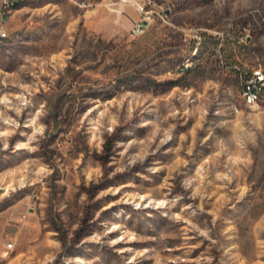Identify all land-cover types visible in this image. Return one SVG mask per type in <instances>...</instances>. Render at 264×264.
I'll use <instances>...</instances> for the list:
<instances>
[{"label":"rangeland","instance_id":"1","mask_svg":"<svg viewBox=\"0 0 264 264\" xmlns=\"http://www.w3.org/2000/svg\"><path fill=\"white\" fill-rule=\"evenodd\" d=\"M8 17L0 264H264V97L240 83L264 73V0Z\"/></svg>","mask_w":264,"mask_h":264},{"label":"built area","instance_id":"2","mask_svg":"<svg viewBox=\"0 0 264 264\" xmlns=\"http://www.w3.org/2000/svg\"><path fill=\"white\" fill-rule=\"evenodd\" d=\"M26 0H0V40L1 33H9L7 28L8 13L4 12V4H12L13 9L17 10L18 6L23 4ZM145 9V7H140ZM140 31V25H137L134 29V33L137 34ZM240 83L242 88V97L247 106L251 107V102H260L264 97V90H259V83H264L258 74V71L254 69L249 73H240Z\"/></svg>","mask_w":264,"mask_h":264},{"label":"bare ground","instance_id":"3","mask_svg":"<svg viewBox=\"0 0 264 264\" xmlns=\"http://www.w3.org/2000/svg\"><path fill=\"white\" fill-rule=\"evenodd\" d=\"M13 7L12 4H4V12L8 13L9 9ZM10 36L9 33H1V39H6ZM260 79L264 81V73L260 70L258 71ZM259 90H264V83H259ZM258 102H251V106L256 105Z\"/></svg>","mask_w":264,"mask_h":264},{"label":"trees","instance_id":"4","mask_svg":"<svg viewBox=\"0 0 264 264\" xmlns=\"http://www.w3.org/2000/svg\"><path fill=\"white\" fill-rule=\"evenodd\" d=\"M9 37H10V36H9ZM9 37H8V38H9ZM8 38H6V39H1L0 41H4V40H7Z\"/></svg>","mask_w":264,"mask_h":264}]
</instances>
